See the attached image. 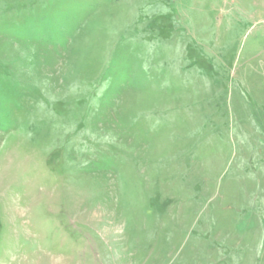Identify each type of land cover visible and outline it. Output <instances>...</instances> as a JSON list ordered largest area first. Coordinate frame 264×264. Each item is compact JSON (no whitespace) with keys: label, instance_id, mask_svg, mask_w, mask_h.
I'll return each mask as SVG.
<instances>
[{"label":"rangeland","instance_id":"1","mask_svg":"<svg viewBox=\"0 0 264 264\" xmlns=\"http://www.w3.org/2000/svg\"><path fill=\"white\" fill-rule=\"evenodd\" d=\"M0 264H264V0H0Z\"/></svg>","mask_w":264,"mask_h":264}]
</instances>
